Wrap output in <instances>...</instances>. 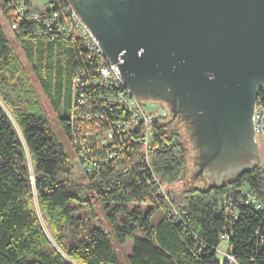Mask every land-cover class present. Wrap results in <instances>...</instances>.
<instances>
[{
    "label": "trees",
    "instance_id": "16d2710c",
    "mask_svg": "<svg viewBox=\"0 0 264 264\" xmlns=\"http://www.w3.org/2000/svg\"><path fill=\"white\" fill-rule=\"evenodd\" d=\"M24 1L30 8L32 1ZM12 3L0 0V12L16 22L15 37L61 128L71 136L73 82L79 75L83 82L79 92L90 97L81 110L91 118L74 120L73 130L77 126L107 130V121L121 107L112 97L124 89L111 82L89 84L98 77V68L106 65L101 55L87 45L82 33L55 30L50 34L42 22L15 16ZM65 6V0H50L45 9L53 7L65 19ZM16 65L17 58L0 23V81L13 74L19 78ZM259 98L264 99V90ZM15 108L23 140L0 106V264H73L69 259L82 264H121L110 232L121 245L131 240L129 264H264V209L239 207L232 213L217 209L220 200L237 196L236 200L245 191L264 201L263 166L256 164L221 185H189L180 196L171 194L181 213L176 220L169 213V200L152 180L154 175L162 183H172L185 176L188 148L175 120L153 118L147 146L142 120L132 132L142 137L141 142L126 139L114 159L101 162L98 171L92 164L94 174H85L80 180L43 108ZM100 113L108 119L101 120ZM124 113L118 112L119 119L128 121L131 112ZM104 140L102 145L97 142L96 154L104 155V149L116 144L111 138ZM33 191L66 256L43 233L31 208ZM95 202L107 211L108 229L93 221H98ZM80 210L90 211L91 216H77ZM159 210L163 216L153 222ZM223 235L228 237L227 250L235 262L215 258Z\"/></svg>",
    "mask_w": 264,
    "mask_h": 264
},
{
    "label": "water",
    "instance_id": "95a60500",
    "mask_svg": "<svg viewBox=\"0 0 264 264\" xmlns=\"http://www.w3.org/2000/svg\"><path fill=\"white\" fill-rule=\"evenodd\" d=\"M69 1L138 99L157 95L173 111L191 103L205 113L201 151L184 122L174 121L188 148L183 190L221 185L256 165L235 160L247 138L235 122L249 113L255 134L252 117L264 85V0H90L84 7ZM198 161L210 166L203 171Z\"/></svg>",
    "mask_w": 264,
    "mask_h": 264
},
{
    "label": "built area",
    "instance_id": "2783aa9c",
    "mask_svg": "<svg viewBox=\"0 0 264 264\" xmlns=\"http://www.w3.org/2000/svg\"><path fill=\"white\" fill-rule=\"evenodd\" d=\"M65 2V19H63V17L61 18V12L53 7L51 8V11H46L47 9H45V7L44 9L37 11L32 7L28 8L24 0H13L12 9L14 10L15 14H17V16L26 17L29 20L42 22L45 32H48L50 34H53V31L55 30L67 34L82 33L86 38L87 45L91 49L96 50L101 55L102 59L106 62V65H101L98 68L96 73L98 77L94 76L91 80L88 81L89 84L98 82H111L114 84L122 85V88L124 89V91H118L117 94L112 97V99L116 102L121 103V107L118 112L123 110H125L124 114H128L129 112H131L130 119L128 121L119 119L120 117L118 116V112H116L112 116V118L107 121V130H104L105 127L101 130H98L96 126H91L86 129H82L80 126H77L76 129L73 130V128L75 127V123L78 120L91 118L90 115H87L86 112L81 110V106L85 105L90 100V97L88 96V94L79 92V86L83 85L81 77L78 75L74 79L73 105L70 121L72 130L70 138L75 141L77 146H84L82 148V151L84 152L85 156H81V158H85L84 174L91 175L94 172L93 168H91V165L93 164L94 167L96 166L95 170L98 171L101 162L108 163L111 159H114L116 157V155L119 153L118 148H120L121 143H123L126 139L141 142L142 137H137L136 134L133 135L132 132L134 131V128L141 124L140 122L142 120L144 121V144L147 146L151 130L150 124L153 118L159 119V114H152L147 106L140 103V98L138 99V96L132 92L128 85L125 84L121 73L118 71V67L114 66L109 58L103 53L98 41L92 35L88 27L79 18L71 2L69 0H65ZM51 36L54 37V35ZM263 90L264 85H262L259 90L253 113V127L256 133H264V99L259 98V94ZM76 93L81 94L77 95ZM105 97H108V95H106ZM98 117L101 120L104 119L105 121L108 119V115L104 113H100ZM76 119L77 121H74ZM105 137L111 138V141H116V144L114 146H111V148L109 149L107 148V150L104 149V155L96 154V149L99 148L97 142L102 145V143L105 141ZM158 179L159 178L153 175L152 180L158 182ZM158 184L160 185V192L164 195L165 193L162 184L159 182ZM235 198L229 197L220 200L217 204L218 211L224 213H232L233 211L240 209L239 207H242L243 209H264V201L255 193H252L250 191L242 192L240 195H238V198L236 200ZM170 210L171 209H169V213L174 219L178 220L181 218L180 214L174 212V209L172 211ZM222 240L228 241V237L226 235H223ZM227 249L225 250L226 252H224V262H235V258L228 252Z\"/></svg>",
    "mask_w": 264,
    "mask_h": 264
},
{
    "label": "rangeland",
    "instance_id": "374dc122",
    "mask_svg": "<svg viewBox=\"0 0 264 264\" xmlns=\"http://www.w3.org/2000/svg\"><path fill=\"white\" fill-rule=\"evenodd\" d=\"M32 7L35 10H42L47 5L50 0H31ZM13 14H15L14 10ZM0 23L3 26L4 32L6 36L10 40V44L13 50L14 55L17 58L18 64L16 65L15 73L19 76L15 77V74L8 76L7 80L3 82L0 81V106L5 111V113L9 116L13 125L18 132L19 136L23 140L21 130L18 124V114L16 106L20 107H28L31 109L34 108H43L44 113L47 115L49 120L51 121L53 128L62 142L66 153L71 160L73 166L74 174L80 179L84 180L86 176L84 170V159L81 156H85L82 148L84 146H77L74 140H72L67 133L61 128L60 124L58 123L56 113L54 112L53 108L50 106L47 98L45 97L39 82L37 81L29 61L26 59V56L22 50L21 43L15 37L14 30L16 28V22L8 21L4 15L0 12ZM15 24V25H14ZM8 74H11L7 72ZM4 80V79H3ZM4 83V84H3ZM7 87V88H5ZM140 103L144 104L148 107L149 111L152 114H159V120H163L164 122H171L176 120L171 115V108L169 103L165 100V98H161V96L147 94L144 97L140 98ZM257 140L260 146V156L256 160L258 165L264 167V133L257 134ZM27 160L29 166L32 168L31 156L30 153L25 146ZM94 174V173H93ZM92 175V174H91ZM227 181V180H226ZM158 182L162 184L164 195L169 200V209L177 214H181L175 203L173 202V196H180L185 190L181 187V180L174 181L172 183H162L160 179ZM31 208L36 213L43 233L45 234L49 243H51L54 247H56L64 256L63 249L58 244L57 235L55 233L54 227L50 218L48 217L47 213L45 212L44 208L41 206L40 200L35 191H33L32 198H31ZM95 213L98 216V221L94 218L93 221L98 223L101 222L105 228H107L108 221L106 219V212L104 209V205L100 204L99 202L94 203ZM132 209V206L129 207V210ZM144 212V211H143ZM90 211L80 210L77 213V216H91ZM163 216V210H159L152 218L153 222L158 221ZM108 229V228H107ZM110 232V230H108ZM110 236L112 239L113 244L115 245L117 254L119 256L121 264H129L127 260V255L130 253L132 242L131 240H127L125 244L121 245L116 241V239L112 236L110 232ZM228 242L226 240L220 241V244L217 248L215 258L218 262H223L227 249ZM73 264H82L80 262H76L74 260L69 259Z\"/></svg>",
    "mask_w": 264,
    "mask_h": 264
},
{
    "label": "flooded vegetation",
    "instance_id": "af4514ba",
    "mask_svg": "<svg viewBox=\"0 0 264 264\" xmlns=\"http://www.w3.org/2000/svg\"><path fill=\"white\" fill-rule=\"evenodd\" d=\"M90 0H74L77 7H84V3ZM144 97V95H141ZM171 108V115L174 119H181L184 122L187 131L190 133L191 141L194 144L195 148L201 151L206 146L203 138V128L201 127V122L204 121L205 113L196 111V107L191 103H186L187 109H184V106H176V109L173 111L174 104L170 101H167ZM237 132L244 134L246 142L241 144L238 149L235 151V160H240V162L246 160H257L260 156V146L256 135L253 133L252 126L250 123L249 113L243 112L238 118V121L235 122ZM201 127V128H200ZM236 136V135H235ZM238 137V136H237ZM254 141V144H253ZM199 168L203 171L210 166L209 163L203 164L202 161H198ZM257 164V163H256Z\"/></svg>",
    "mask_w": 264,
    "mask_h": 264
},
{
    "label": "bare ground",
    "instance_id": "6f19581e",
    "mask_svg": "<svg viewBox=\"0 0 264 264\" xmlns=\"http://www.w3.org/2000/svg\"><path fill=\"white\" fill-rule=\"evenodd\" d=\"M252 120H253V117H252ZM253 124H254V121H253ZM257 134H260V133H256V132H255L256 137H257ZM227 247H228V246H227ZM223 262H224V261H223Z\"/></svg>",
    "mask_w": 264,
    "mask_h": 264
}]
</instances>
